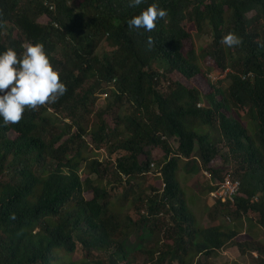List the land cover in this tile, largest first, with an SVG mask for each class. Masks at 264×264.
Instances as JSON below:
<instances>
[{
  "label": "trees",
  "instance_id": "1",
  "mask_svg": "<svg viewBox=\"0 0 264 264\" xmlns=\"http://www.w3.org/2000/svg\"><path fill=\"white\" fill-rule=\"evenodd\" d=\"M153 3L167 15L130 29ZM186 25L208 42L195 48ZM229 32L239 45L220 42ZM36 43L66 91L0 122V264H138L123 241L144 229L153 240L140 264L210 262L228 244L264 264L262 241L201 226L179 180L198 152L201 198L239 181L233 203L211 200L209 220L264 231V0H0V52Z\"/></svg>",
  "mask_w": 264,
  "mask_h": 264
},
{
  "label": "clouds",
  "instance_id": "2",
  "mask_svg": "<svg viewBox=\"0 0 264 264\" xmlns=\"http://www.w3.org/2000/svg\"><path fill=\"white\" fill-rule=\"evenodd\" d=\"M142 2L128 0V7H137ZM166 15V10L153 3L128 20L127 25L130 29L143 28L148 32ZM220 42L233 47L241 41L229 32ZM65 91L66 87L50 64L42 44H28L19 57L11 48L0 52V122L3 124L18 123L26 109L35 110L38 106L55 102Z\"/></svg>",
  "mask_w": 264,
  "mask_h": 264
},
{
  "label": "rangeland",
  "instance_id": "3",
  "mask_svg": "<svg viewBox=\"0 0 264 264\" xmlns=\"http://www.w3.org/2000/svg\"><path fill=\"white\" fill-rule=\"evenodd\" d=\"M41 21L44 22V20H41ZM186 30L191 35L195 48H199L201 46H204L209 40L208 36H206V35H198L195 28L192 25H186ZM96 53H98V54L102 53V50L100 47L96 50ZM206 76L210 80V82H212L214 84H217V83H219V81H222V86L227 85V80L220 79L218 77V74L207 73ZM103 97H104L103 95L97 96V99H96L97 108L96 109H101L104 107L105 101L103 100ZM115 112H116V115L117 114L121 115V113H123V111H115ZM204 132L210 133L209 137L212 139H214L217 136L216 132L211 131V130H207L206 128H204ZM86 153L89 157L95 158L98 161H101L102 163H108V164L113 163L112 160L114 158L112 157L113 159L111 160V158H109V154L105 150H100L94 155H89L87 150H86ZM196 159H198V162H199V158L197 157ZM183 165L184 164L181 163V167H183ZM225 170H227V169H225ZM157 171L158 170H157L156 166L154 164H152L150 166V174L154 173V175H157L156 174ZM182 172L183 171H181V173H179L180 183L183 185V187L185 189L186 200L188 202L190 210L196 216L200 225L206 227V226L211 225L212 223L213 224H220L221 223V224L226 225V227L231 228L233 226V223L228 221L226 218H219L213 222L209 220L207 214L211 208L212 202L210 199L200 197L201 189L198 191V186H195V185H197L199 174L194 176V174L191 175L190 173L185 174ZM80 173L82 174V172H80ZM194 179H196V181ZM193 181H195L193 186L192 187L188 186ZM206 184H207V182L203 183L202 186H205ZM117 195H118V192H116V191L112 192V194L110 195V202L115 201ZM116 207H118V205ZM129 213H130L129 208L127 207V205L124 204L123 208L121 209V215L124 216V215H127ZM132 215L134 216V214H132ZM248 228L250 230V235H252L254 238H256L258 240H261L264 243V231L263 230L256 227L255 225H250ZM152 240H153L152 235H150L149 232L144 229V230H141L138 233V235L132 236V237L128 238L127 240L123 241V245H124V248H125L127 255H129V257H131V258H135L136 261L138 262V264H140V263L146 262V257L144 254H142V253L140 254L139 251L146 249L145 247L148 244H150L152 242ZM83 256H84L83 253L78 249L74 255V258L80 259ZM196 262H197V264H201V263H205V264H249V258L246 255L245 256L241 255L236 250L235 247H232L231 244H228L223 249L220 256L218 258H216L215 260L207 262V260L200 257V258H198V260Z\"/></svg>",
  "mask_w": 264,
  "mask_h": 264
},
{
  "label": "built area",
  "instance_id": "4",
  "mask_svg": "<svg viewBox=\"0 0 264 264\" xmlns=\"http://www.w3.org/2000/svg\"><path fill=\"white\" fill-rule=\"evenodd\" d=\"M250 76V75H248ZM223 79V76L219 77ZM204 176L208 178V175L204 173ZM239 189V181L231 178L230 176L224 177L223 181L216 185L215 189L209 194V199L212 202L220 203H233Z\"/></svg>",
  "mask_w": 264,
  "mask_h": 264
},
{
  "label": "crops",
  "instance_id": "5",
  "mask_svg": "<svg viewBox=\"0 0 264 264\" xmlns=\"http://www.w3.org/2000/svg\"><path fill=\"white\" fill-rule=\"evenodd\" d=\"M199 158V154H198V152H196L195 154H194V156H192L191 157V159H190V161H188L186 164H184L183 165V168H181V170H180V172L179 173H181V171H183L182 173H185V174H187V173H190L191 175L192 174H194V176H196L197 174H199V162H198V159H196V158ZM190 175V176H191ZM189 177V176H188ZM195 181H196V179H194ZM195 181H193V182H191V184H189L188 186H190V187H192L193 186V184L195 183ZM195 186H197V185H195ZM183 187V186H182ZM183 189H184V187H183ZM184 191H185V189H184ZM211 200V199H210ZM250 225H254L253 223H249V221L248 220H242V221H240L237 225H233L232 227L234 228V229H236V230H238V231H240V232H242V233H247V234H249L250 235V230H249V226ZM231 227V228H232ZM257 227V226H256ZM259 228V227H258ZM250 236H252V235H250ZM253 237V236H252ZM254 238V237H253ZM254 239H256V238H254ZM256 240H258V239H256ZM261 241V240H260ZM233 247V246H232ZM237 250V249H236ZM223 251V250H222ZM221 251V252H222ZM221 252L219 253V255H218V257L220 256V254H221ZM243 256H245V255H243ZM217 257V258H218Z\"/></svg>",
  "mask_w": 264,
  "mask_h": 264
}]
</instances>
